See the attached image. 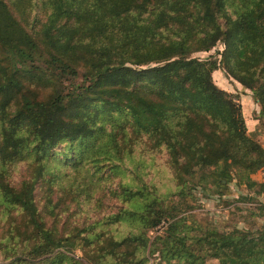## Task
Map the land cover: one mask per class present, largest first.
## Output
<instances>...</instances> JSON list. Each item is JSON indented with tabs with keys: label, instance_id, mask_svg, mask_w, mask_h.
I'll list each match as a JSON object with an SVG mask.
<instances>
[{
	"label": "trees",
	"instance_id": "obj_1",
	"mask_svg": "<svg viewBox=\"0 0 264 264\" xmlns=\"http://www.w3.org/2000/svg\"><path fill=\"white\" fill-rule=\"evenodd\" d=\"M218 68L264 120V0H0V264H264V200L221 229L175 199L234 174L264 192Z\"/></svg>",
	"mask_w": 264,
	"mask_h": 264
},
{
	"label": "rangeland",
	"instance_id": "obj_2",
	"mask_svg": "<svg viewBox=\"0 0 264 264\" xmlns=\"http://www.w3.org/2000/svg\"><path fill=\"white\" fill-rule=\"evenodd\" d=\"M222 48L223 43L219 42L209 50L197 51L193 54L202 58H208L210 56L220 57L219 51ZM213 77L218 85L235 94L236 101L241 103L248 129H259L257 138L264 146V120L259 119L260 104L251 89L245 87L232 76L228 75L222 68L214 70ZM155 163H157L156 168L154 167ZM155 163L153 164L154 174L156 172L159 173L158 169L165 165L164 157L158 155ZM148 174H150V176L153 175L151 171ZM252 178L256 181L264 180V176L259 169L252 173ZM159 180L162 184H165L164 182L168 181L166 179V173L160 172ZM169 185L172 188L175 187L174 182L171 180H169ZM258 187V184L249 185L245 181H240L238 176L234 174L224 194H219L217 192L208 193L202 190L203 187L198 186L194 189L195 196L187 195L186 197H181L177 194L175 195V199L183 207L180 209V211H182L181 214L188 215L190 217L189 221L197 220L203 224L211 223L217 225L221 229L237 225L256 228L262 224L263 217L257 213H253L251 209L256 208L257 199L264 200V192H256ZM95 194L98 193L95 192ZM251 195H255L256 201L249 198ZM187 205L190 207L188 206V208H186ZM87 206L91 207L90 205ZM89 213L92 215L99 214L100 208L89 210ZM163 225H166L165 221H163L156 230L150 233H157L163 228ZM76 252L81 254L82 250L78 248ZM8 260L9 259H4L2 252H0V262ZM207 262L216 264L217 261L215 259H210Z\"/></svg>",
	"mask_w": 264,
	"mask_h": 264
},
{
	"label": "built area",
	"instance_id": "obj_3",
	"mask_svg": "<svg viewBox=\"0 0 264 264\" xmlns=\"http://www.w3.org/2000/svg\"><path fill=\"white\" fill-rule=\"evenodd\" d=\"M260 172H262L263 176H264V166L262 168L259 169Z\"/></svg>",
	"mask_w": 264,
	"mask_h": 264
}]
</instances>
